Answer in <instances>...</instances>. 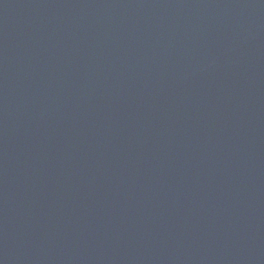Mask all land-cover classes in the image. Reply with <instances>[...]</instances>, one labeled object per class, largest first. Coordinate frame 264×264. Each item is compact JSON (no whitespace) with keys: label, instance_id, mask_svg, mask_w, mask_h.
Instances as JSON below:
<instances>
[{"label":"water","instance_id":"95a60500","mask_svg":"<svg viewBox=\"0 0 264 264\" xmlns=\"http://www.w3.org/2000/svg\"><path fill=\"white\" fill-rule=\"evenodd\" d=\"M0 264H264V0H0Z\"/></svg>","mask_w":264,"mask_h":264}]
</instances>
